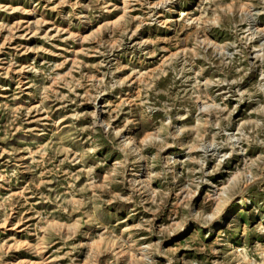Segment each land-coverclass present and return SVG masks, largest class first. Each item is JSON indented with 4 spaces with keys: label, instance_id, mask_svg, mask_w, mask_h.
<instances>
[{
    "label": "rangeland",
    "instance_id": "obj_1",
    "mask_svg": "<svg viewBox=\"0 0 264 264\" xmlns=\"http://www.w3.org/2000/svg\"><path fill=\"white\" fill-rule=\"evenodd\" d=\"M246 3L0 0V264H260L264 15L242 22Z\"/></svg>",
    "mask_w": 264,
    "mask_h": 264
},
{
    "label": "clouds",
    "instance_id": "obj_2",
    "mask_svg": "<svg viewBox=\"0 0 264 264\" xmlns=\"http://www.w3.org/2000/svg\"><path fill=\"white\" fill-rule=\"evenodd\" d=\"M259 7L261 9H264V0H259V3L258 5H254L251 0H248V3L242 5L241 7V11H242V16H241V21H248V20H251V21H256L257 18L260 16V15H264V11H261V12H256V11H253L252 9L254 7ZM2 7V6H0ZM257 37H264V28H258V29H255L254 30V34L251 35V37L249 38V40L251 39H256ZM260 48L261 49H264V43H261L260 45ZM235 55V54H233ZM261 79H264V76L261 77ZM232 83H236V81H232ZM239 97L241 98V102H242V98L244 97L245 93L243 92H239L238 93ZM204 104H205V107L201 108L200 111L201 112H207L208 111V108H209V105H208V102L207 100H204L202 101ZM212 107H218L217 105H211ZM223 111V110H221ZM258 113L260 115H264V105H261L258 109H257ZM176 119H181V117L177 116ZM252 123H258L256 121H253ZM160 131H164L167 135V130L166 129H162V130H158L157 132V136L159 137L160 136ZM179 129L177 130V132L174 134L175 136H178L179 135ZM166 135L165 137H160V144L157 145L158 147V150H163L164 147H166V143H165V140H166ZM132 143H134V141H129L127 142V144H125V147H128V148H131V145ZM221 145L217 144V145H214V147H217L219 148ZM139 149L138 147L137 148H132V152H137ZM143 157H137V162L139 161V159H142ZM217 160L219 159V156H216L215 157ZM153 159H155V157H153ZM128 161L125 160L124 161V164H127ZM203 168V165L201 167V170ZM0 179H3V177H0ZM220 213V210L219 209H216L214 210L211 214H204L203 212H196V213H193L192 214V219L196 221V223L200 226V227H203V228H210L211 225L213 224V222L217 219L218 215ZM162 243V242H161ZM131 247L129 248V252L131 251ZM149 248L151 247H156V246H148ZM259 247V246H257ZM138 251L140 252L141 254V259L145 262V264H155V261H152L148 258V255H146V251L147 249H138ZM163 255V253H161ZM261 255V261H260V264H264V251H262L260 253ZM168 264H172V261L169 260L168 261ZM251 264H257L256 261H251Z\"/></svg>",
    "mask_w": 264,
    "mask_h": 264
},
{
    "label": "bare ground",
    "instance_id": "obj_3",
    "mask_svg": "<svg viewBox=\"0 0 264 264\" xmlns=\"http://www.w3.org/2000/svg\"><path fill=\"white\" fill-rule=\"evenodd\" d=\"M96 111H97V109H96ZM125 142H126V144H127V142H129L127 139L125 140ZM131 147H133V145H131ZM229 214V213H228ZM227 215V214H226ZM225 215V216H226ZM230 216V215H229ZM119 255V254H118Z\"/></svg>",
    "mask_w": 264,
    "mask_h": 264
}]
</instances>
